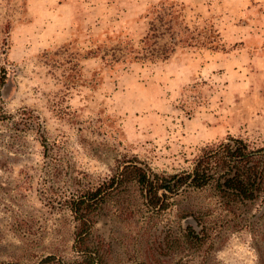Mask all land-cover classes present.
Returning <instances> with one entry per match:
<instances>
[{"label":"rangeland","instance_id":"374dc122","mask_svg":"<svg viewBox=\"0 0 264 264\" xmlns=\"http://www.w3.org/2000/svg\"><path fill=\"white\" fill-rule=\"evenodd\" d=\"M209 4L0 0V262L79 260L70 202L123 161L168 175L228 136L264 144V66L236 56L264 53L248 26L264 31L261 7L224 33ZM168 201L154 212L134 183L108 191L86 237L100 264H264V194L228 210L210 185ZM187 225L206 231L200 246L178 243Z\"/></svg>","mask_w":264,"mask_h":264},{"label":"trees","instance_id":"16d2710c","mask_svg":"<svg viewBox=\"0 0 264 264\" xmlns=\"http://www.w3.org/2000/svg\"><path fill=\"white\" fill-rule=\"evenodd\" d=\"M212 27V26H211ZM148 29L140 42L143 49L153 58L155 50L150 42L154 32ZM212 31L209 29V32ZM218 35V34H217ZM264 43V41H263ZM256 44V40L253 45ZM145 46V47H144ZM211 48V44L206 46ZM215 46H213V49ZM8 43L5 38L0 46V89L7 80L9 65L7 58ZM148 49V50H147ZM137 53V52H136ZM165 53L164 49L160 55ZM133 58H138L134 54ZM150 59V58H149ZM9 117L2 110L0 101V120ZM43 147L45 145L43 144ZM190 171H180L168 175H158L148 168L139 165L135 158L123 161L112 175L95 188L83 189L70 202L69 209L74 215L77 226L74 232V249L80 259L66 264H100L102 258L86 244V237L91 224V213L102 201L108 191L117 189L123 183H134L138 186L145 205L154 212L165 210L169 205V197L185 188L200 189L210 185L220 204L228 210L236 203L251 202L264 194V144L256 146L241 138L227 137L211 142L199 148ZM100 193H102L100 195ZM100 195V196H99ZM222 202V203H221ZM206 235L205 230L195 231L185 226L178 243L182 245L200 246ZM0 264H20L17 262H0ZM37 264H60L53 255L41 258Z\"/></svg>","mask_w":264,"mask_h":264},{"label":"crops","instance_id":"0c3cea01","mask_svg":"<svg viewBox=\"0 0 264 264\" xmlns=\"http://www.w3.org/2000/svg\"><path fill=\"white\" fill-rule=\"evenodd\" d=\"M209 2L210 4L207 6L210 10L217 8L218 11H220L215 15V18H213L216 21V24L214 25L219 31L224 33H228L230 28L235 26L233 24L237 21L239 22V25L241 24L243 26H247L245 21L240 19L241 17H245L247 20L248 16L256 10V6L261 7L260 14L264 18V0H209ZM197 5L198 2L194 5V7ZM248 26L252 33V35L250 34L249 36L251 39L256 40V43H261L258 44V50H262L260 49V45L264 46V31L261 24H250ZM262 51H264V49ZM236 56L238 59H241V62L243 61L242 58L246 57L247 61L255 62L256 65L259 64L260 66H264V53H253L250 57H248L247 54L240 52ZM232 57L233 55H231V58Z\"/></svg>","mask_w":264,"mask_h":264},{"label":"flooded vegetation","instance_id":"af4514ba","mask_svg":"<svg viewBox=\"0 0 264 264\" xmlns=\"http://www.w3.org/2000/svg\"><path fill=\"white\" fill-rule=\"evenodd\" d=\"M191 228H193L192 226H191ZM197 232V231H196Z\"/></svg>","mask_w":264,"mask_h":264},{"label":"water","instance_id":"95a60500","mask_svg":"<svg viewBox=\"0 0 264 264\" xmlns=\"http://www.w3.org/2000/svg\"><path fill=\"white\" fill-rule=\"evenodd\" d=\"M191 222L193 223V221L191 220Z\"/></svg>","mask_w":264,"mask_h":264}]
</instances>
